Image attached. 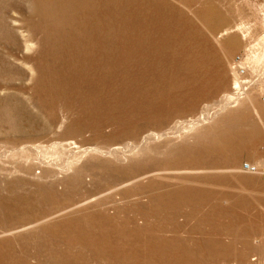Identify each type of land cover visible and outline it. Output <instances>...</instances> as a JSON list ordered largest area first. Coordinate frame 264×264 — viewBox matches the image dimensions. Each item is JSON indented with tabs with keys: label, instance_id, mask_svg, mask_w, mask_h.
<instances>
[{
	"label": "rangeland",
	"instance_id": "rangeland-1",
	"mask_svg": "<svg viewBox=\"0 0 264 264\" xmlns=\"http://www.w3.org/2000/svg\"><path fill=\"white\" fill-rule=\"evenodd\" d=\"M264 0H0V264H264Z\"/></svg>",
	"mask_w": 264,
	"mask_h": 264
},
{
	"label": "built area",
	"instance_id": "built-area-1",
	"mask_svg": "<svg viewBox=\"0 0 264 264\" xmlns=\"http://www.w3.org/2000/svg\"><path fill=\"white\" fill-rule=\"evenodd\" d=\"M240 170L247 172V173H253V174H259L264 178V166L250 162V161H245L241 166Z\"/></svg>",
	"mask_w": 264,
	"mask_h": 264
}]
</instances>
